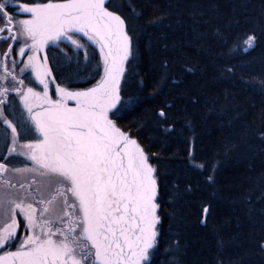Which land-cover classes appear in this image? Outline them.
Segmentation results:
<instances>
[{
  "label": "snow or ice",
  "instance_id": "6c2138e0",
  "mask_svg": "<svg viewBox=\"0 0 264 264\" xmlns=\"http://www.w3.org/2000/svg\"><path fill=\"white\" fill-rule=\"evenodd\" d=\"M183 15L181 0H0V264H201L193 236L214 204L197 193L221 165L197 163L195 128L221 121L223 157L264 151V126L237 131L226 91L186 86L197 73L171 67L176 40L195 46L210 24L199 5L191 25ZM246 23L215 27L213 85L264 88V10ZM145 53L151 83L136 71ZM224 244L216 233L207 264H225Z\"/></svg>",
  "mask_w": 264,
  "mask_h": 264
},
{
  "label": "trees",
  "instance_id": "16d2710c",
  "mask_svg": "<svg viewBox=\"0 0 264 264\" xmlns=\"http://www.w3.org/2000/svg\"><path fill=\"white\" fill-rule=\"evenodd\" d=\"M169 0H157V3L166 5ZM148 5V0H137V4ZM184 8V15L181 17L186 26L192 24L188 11L193 5H199L203 11V20L209 21V25L201 24L198 31L204 34V39L195 46H184L183 41L176 40L175 48L169 50L168 55L173 58L171 67L179 70L192 68L196 75L188 73L185 75L184 83L189 87H199L207 84L212 94L223 96L228 93V102L224 105L231 114L238 113L241 119L235 121L236 130L239 131L245 125L262 127L261 117L264 116V88H261L259 81L255 87H241L228 85H213L215 75L213 69L207 66V57L204 49L219 51L217 43L212 36L215 27L227 30L230 26L236 27L237 21L244 27L251 26L246 21L258 19L259 14L264 10V0H181ZM139 10V9H138ZM150 15V13H149ZM189 30V29H185ZM151 32V29H149ZM157 33L152 32L153 38ZM181 33H177V36ZM190 35V30H189ZM147 37H145V40ZM171 44V39H170ZM261 57V50L257 49L250 57L244 59ZM239 62V61H237ZM148 55L145 53L141 57V67L136 69L140 78L151 83L154 73H149ZM247 71V68L244 69ZM87 75V73H85ZM245 80L249 77L245 76ZM151 91V89H148ZM153 103H160L156 100ZM148 105H146L147 107ZM219 111V106L217 108ZM133 117H129V120ZM125 124L128 121H124ZM221 121L209 122L207 126L197 124L196 134L200 138L197 147L199 160L197 163L212 165L219 163L221 168L217 174L218 183L215 187L201 185V192L197 196L207 201L212 200L214 204V214L209 227L205 231H200L193 236L198 240L193 251L199 253L198 259L201 264H207L212 254L216 251V233L224 239V260L225 264H264V255L256 247L257 240L264 236L261 230V209H264V151L255 143L251 146L240 144L233 152L227 156L219 155L221 141L227 132H221L217 124ZM133 132L136 129L132 130ZM145 135H149L146 133ZM143 139L147 146L149 141ZM156 149H153L155 151ZM173 152L183 151V145H178L172 149ZM167 159V157L165 158ZM203 179V177H201ZM215 192V197H213ZM165 199H168L165 197ZM191 199V198H190ZM165 213L170 209L165 208ZM195 232V218L190 221ZM169 221L165 220L164 228L167 229ZM189 259H192L191 253ZM158 264H160L158 260Z\"/></svg>",
  "mask_w": 264,
  "mask_h": 264
}]
</instances>
